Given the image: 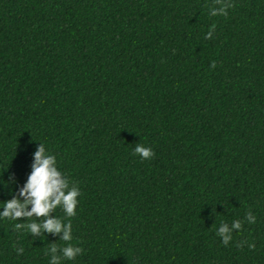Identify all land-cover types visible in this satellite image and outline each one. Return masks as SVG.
I'll list each match as a JSON object with an SVG mask.
<instances>
[{"label": "trees", "instance_id": "16d2710c", "mask_svg": "<svg viewBox=\"0 0 264 264\" xmlns=\"http://www.w3.org/2000/svg\"><path fill=\"white\" fill-rule=\"evenodd\" d=\"M41 143L76 215L0 218V264H264V0H0V213Z\"/></svg>", "mask_w": 264, "mask_h": 264}, {"label": "clouds", "instance_id": "9594fccd", "mask_svg": "<svg viewBox=\"0 0 264 264\" xmlns=\"http://www.w3.org/2000/svg\"><path fill=\"white\" fill-rule=\"evenodd\" d=\"M230 7H233V5L229 3L227 8ZM215 15L217 14L213 13V16ZM220 15L226 16L227 12L221 9ZM212 31L213 30H210L207 33L205 39L211 37ZM211 65L215 68V61H213ZM135 154H139L142 160H148L154 156V152L151 148H145L142 145L136 146ZM54 165H56V157L48 154L45 145L41 143L34 153V162L31 165L32 172L28 177L27 183L19 192V196L25 197L24 201L21 202L18 198L3 201L5 211L0 213V218H8L17 221L21 217H48L51 211L60 206H62L68 218L74 217L76 215L75 209L78 204L77 196L80 195V190L72 188L65 194V191L62 189H67L68 183L60 179V172ZM10 179L14 182V174ZM29 204L31 205V210L25 211L24 209H26ZM245 220L249 223H255V217L252 215L251 211L245 214ZM42 227L50 233H60L63 227L64 235L61 237V241L66 242L72 240V224L70 219L67 224L62 226L60 219L48 218L42 224ZM232 227L241 230L242 222L236 220L233 222ZM24 228L32 233L39 231V227L36 223L27 225L16 223L14 225V230ZM217 235L222 237L224 246H228L229 242L232 240V233L229 231L226 224L219 229ZM237 246L242 247L243 245L240 243ZM13 247L15 248V246ZM249 247L254 248L255 245H249ZM51 250L55 252L57 250V245H52ZM62 250L64 256L68 260L75 259L77 255L83 252L81 247L74 246L72 243L69 246H64ZM15 251L19 255L23 253L24 249L22 247L15 248Z\"/></svg>", "mask_w": 264, "mask_h": 264}]
</instances>
